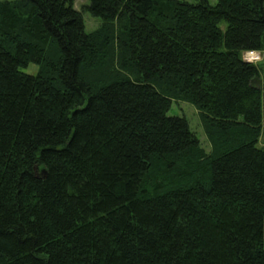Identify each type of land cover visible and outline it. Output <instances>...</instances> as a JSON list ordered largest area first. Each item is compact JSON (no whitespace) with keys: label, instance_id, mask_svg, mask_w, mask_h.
Masks as SVG:
<instances>
[{"label":"trees","instance_id":"trees-1","mask_svg":"<svg viewBox=\"0 0 264 264\" xmlns=\"http://www.w3.org/2000/svg\"><path fill=\"white\" fill-rule=\"evenodd\" d=\"M74 2L0 1V264H264V0Z\"/></svg>","mask_w":264,"mask_h":264},{"label":"rangeland","instance_id":"rangeland-1","mask_svg":"<svg viewBox=\"0 0 264 264\" xmlns=\"http://www.w3.org/2000/svg\"><path fill=\"white\" fill-rule=\"evenodd\" d=\"M0 1H13V0H0ZM180 1H186L189 3H195L197 0H180ZM90 0H75L73 7L77 11H81L84 6H87L89 4ZM210 5H215L216 0H208ZM264 6V5H263ZM83 21H84V26H85V31L86 32H92L98 26L100 25L99 19H96L92 17L88 12H83ZM221 28H224V24H221ZM260 59L256 62H253L254 64H257L260 67L261 70V83H264V52H256ZM244 57V54L242 55V59ZM22 72L27 73V74H35L37 72V66L34 64H29L27 68L21 69ZM168 116H177V117H184L193 131V133L196 135L198 138L202 148L206 151H210V145L206 140V137L204 135L200 120H199V115L196 109L185 102H172V105L168 111ZM264 143V136L261 137L259 141V147L263 146L262 144Z\"/></svg>","mask_w":264,"mask_h":264},{"label":"built area","instance_id":"built-area-1","mask_svg":"<svg viewBox=\"0 0 264 264\" xmlns=\"http://www.w3.org/2000/svg\"><path fill=\"white\" fill-rule=\"evenodd\" d=\"M245 61L253 63L256 62L260 59L259 55L256 52H247L244 53V57H243Z\"/></svg>","mask_w":264,"mask_h":264}]
</instances>
